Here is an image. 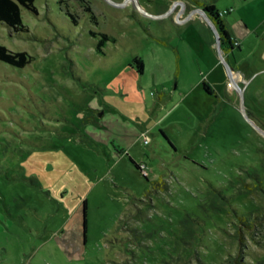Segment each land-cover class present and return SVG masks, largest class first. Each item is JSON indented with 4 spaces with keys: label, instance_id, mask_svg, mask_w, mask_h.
Segmentation results:
<instances>
[{
    "label": "rangeland",
    "instance_id": "374dc122",
    "mask_svg": "<svg viewBox=\"0 0 264 264\" xmlns=\"http://www.w3.org/2000/svg\"><path fill=\"white\" fill-rule=\"evenodd\" d=\"M112 1L0 23V262L264 264V0L217 1L230 53L193 0Z\"/></svg>",
    "mask_w": 264,
    "mask_h": 264
},
{
    "label": "trees",
    "instance_id": "16d2710c",
    "mask_svg": "<svg viewBox=\"0 0 264 264\" xmlns=\"http://www.w3.org/2000/svg\"><path fill=\"white\" fill-rule=\"evenodd\" d=\"M193 1L205 9L206 13L214 22L220 33L222 48L226 53H230L232 47L234 46L233 44L234 38L231 35V32L229 31L227 24L225 22V16H224L225 9L219 7V5L217 4L218 0H193ZM23 7L29 9L34 13H37L35 0H0V23L8 27L10 29V32L14 35L16 34L23 36L22 34H26L27 36H32L29 34L28 26L24 24L22 19ZM87 9L90 8L88 7ZM227 11L229 10L227 9ZM103 36H104L103 38L106 37L105 34H103ZM103 43H104L103 40H99L97 45L99 51L103 49L102 48ZM0 61H3L15 67H24L32 61V55H30L25 50L13 51L9 49L6 45L0 43ZM130 65L131 67H135L139 73H142L144 71V67H145L144 60L139 56H135L133 58V62H131ZM202 84L206 92L210 94L215 92L207 80L204 79L202 81ZM162 133L169 140L165 132L162 131ZM169 142L174 147V144L170 140ZM130 159L133 162V164L142 172V164H146V163L145 162L139 163L132 157H130ZM143 175L148 179L146 174ZM164 184H166L164 180L154 181L155 186H161L165 188L166 186ZM87 207H88L87 201L85 200L84 201L85 225L87 224V219H86ZM241 219L246 222L247 218L242 216ZM233 264H246V263L244 262L243 259L236 258Z\"/></svg>",
    "mask_w": 264,
    "mask_h": 264
},
{
    "label": "crops",
    "instance_id": "0c3cea01",
    "mask_svg": "<svg viewBox=\"0 0 264 264\" xmlns=\"http://www.w3.org/2000/svg\"><path fill=\"white\" fill-rule=\"evenodd\" d=\"M225 22L227 24V27H228L229 31L233 32L234 35H235V33H239L240 32V29H239L238 25H236V26L230 25L227 19H225ZM209 84H211L216 89V87H215V85H214V83L212 81L209 80ZM3 263H6V261L1 260L0 264H3Z\"/></svg>",
    "mask_w": 264,
    "mask_h": 264
},
{
    "label": "water",
    "instance_id": "95a60500",
    "mask_svg": "<svg viewBox=\"0 0 264 264\" xmlns=\"http://www.w3.org/2000/svg\"><path fill=\"white\" fill-rule=\"evenodd\" d=\"M109 1H110L112 4L117 5V6H122V5H123L122 3H115V2H113L112 0H109ZM204 15H205V17L207 18V20H209L210 23L212 24V26H213V28H214V30H215L217 36H218V37H217L218 45H220L221 40H220V34H219V31L217 30L216 26L211 22L210 18L208 17V14H207L206 12H204ZM220 54H221V56L223 57L222 53H220Z\"/></svg>",
    "mask_w": 264,
    "mask_h": 264
},
{
    "label": "bare ground",
    "instance_id": "6f19581e",
    "mask_svg": "<svg viewBox=\"0 0 264 264\" xmlns=\"http://www.w3.org/2000/svg\"><path fill=\"white\" fill-rule=\"evenodd\" d=\"M194 13V12H193ZM231 76H232V82H231V88L232 87H237L238 85V83H237V81H238V79H239V77L238 76H236V75H234V74H231Z\"/></svg>",
    "mask_w": 264,
    "mask_h": 264
},
{
    "label": "built area",
    "instance_id": "2783aa9c",
    "mask_svg": "<svg viewBox=\"0 0 264 264\" xmlns=\"http://www.w3.org/2000/svg\"><path fill=\"white\" fill-rule=\"evenodd\" d=\"M144 142L148 143V138L146 134H143ZM145 165V164H144ZM144 165L142 164V169L144 168Z\"/></svg>",
    "mask_w": 264,
    "mask_h": 264
}]
</instances>
